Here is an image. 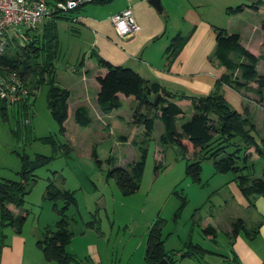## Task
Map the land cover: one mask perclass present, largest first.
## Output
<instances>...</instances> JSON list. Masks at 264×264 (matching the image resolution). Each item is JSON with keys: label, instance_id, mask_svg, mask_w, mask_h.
I'll use <instances>...</instances> for the list:
<instances>
[{"label": "rangeland", "instance_id": "rangeland-1", "mask_svg": "<svg viewBox=\"0 0 264 264\" xmlns=\"http://www.w3.org/2000/svg\"><path fill=\"white\" fill-rule=\"evenodd\" d=\"M247 1L243 3L248 6L258 5L257 0ZM261 1L263 4H260L262 7L259 10H250L257 13L256 18L243 15V11L234 13L235 16L242 15L235 17L233 29L243 21H250L251 24L258 23L263 30L264 0ZM229 8L225 9V13L231 14ZM198 13L205 15L202 9ZM50 23L57 26L59 43L51 59L55 67L54 80L59 87L71 85L64 134L59 133V127L48 108L47 73L41 83H37L39 74L35 71L26 76L27 89L34 93L35 99L31 108L26 111L18 110V107L9 108L5 121L0 118V179L19 180L21 161L18 155H27L31 163L36 162V155L48 158L33 170L35 181L28 182L24 205L19 208V215L15 216L27 212L23 231L27 232L37 220L41 225L48 223L46 229L49 231L57 229L56 223L60 216L53 205L59 210L64 203L62 200L52 202L45 198L46 188L52 183L57 189L68 190L74 195L75 205L70 206L64 216L68 222V232L71 233L70 240H100L99 247L106 246L104 251L107 248V255L114 261L113 264H145L147 230L156 221L162 225L163 247L171 255L172 264H206L202 257H199V261L196 258L181 259L180 254L187 250L185 247L189 240L199 244L207 237L204 233L207 226L217 232L211 238L215 240L212 244L221 249L229 247L227 237L230 240L231 225L238 220H242L245 232L254 235L258 230V217L239 192L234 173L216 172L215 159L219 161L223 155L211 158L206 156V151L185 155L176 143L163 145L160 141L163 127L158 118L154 120L151 134L146 136L144 127L137 122L135 112L152 116L156 111L144 107L137 110L138 102L133 98L119 95L120 108L108 115L99 111L96 96L91 92L89 96L92 100L89 103L83 102L78 71L81 69L83 51L86 52L87 48L84 49L85 44L75 32L83 31L70 20L53 19ZM41 27L27 31L19 25L8 32L6 53L13 55L19 52L16 57L19 61L18 72L24 70L23 61L28 57L25 54L29 53L28 49L21 48L31 43L35 36L42 35ZM37 43L40 44L39 40ZM44 55L47 54H42L36 60L29 54L30 66H43ZM85 60L97 64L96 58L92 59L89 55L85 56ZM78 103L88 104L89 107L94 105V109L90 107L91 123L88 126L81 127L74 123L73 113ZM259 104L264 110V102ZM256 106L252 105L254 108ZM183 107L184 118L176 120L177 129L194 112L192 107ZM244 109L248 108L245 106ZM259 110L258 107L257 112ZM257 116L261 118L260 127L255 128L251 134L261 144L264 139V112L260 111ZM249 118L256 125L250 112ZM48 136L54 139V146L36 140ZM92 150L96 151L97 159L92 156ZM142 150L146 154L139 190L133 195L123 196L115 182L108 177V172L118 167L126 168L138 161ZM253 158L256 156L253 155ZM195 161H199L201 166L198 182L185 174L186 164ZM253 161L251 178H262L264 159L257 157ZM158 164L160 168L156 172ZM182 198H185L186 205L179 210ZM245 232L241 230L240 234ZM3 235L4 228H0L1 240Z\"/></svg>", "mask_w": 264, "mask_h": 264}, {"label": "trees", "instance_id": "trees-1", "mask_svg": "<svg viewBox=\"0 0 264 264\" xmlns=\"http://www.w3.org/2000/svg\"><path fill=\"white\" fill-rule=\"evenodd\" d=\"M260 6L258 2V5L254 4L248 7L252 10H259ZM243 10V5L228 9L230 13H241ZM53 19L67 18L64 14H55ZM262 28L264 30V25ZM41 29V36H35L31 43L21 48L29 51L28 54H25L28 57L23 61V71L18 72L17 69L19 62L16 59L19 53L17 51L13 55H8L5 50L0 57V67L7 72L17 71L20 76L25 78L35 71L39 74L37 83L44 81L45 73L49 75L48 108L52 119L59 127V133L64 134L65 122L68 119L69 111V92L57 87V83L54 80L55 67L51 59L56 54L59 45L56 25L55 23L47 22L42 24ZM215 35L216 44L212 59L226 69V74L220 78V82L229 85L238 92L246 91L250 83H255L256 89L254 91L258 99L257 103L264 102V76L259 75L256 69L257 63L261 58L241 46L238 34H229L224 29L216 28ZM38 40L40 44L37 43ZM183 41L184 38L180 35H176L172 39L167 47V51L170 53L169 58L174 59L179 55L183 47ZM29 54L33 55L36 60L42 54H47L48 57L47 55L42 57L43 66L37 64L33 68L29 64ZM231 54L236 55V60L231 58ZM96 62L101 68L105 69L103 75L96 77L99 85L96 102L101 113L108 115L113 110L118 109L120 107L119 95L135 99L138 102L137 110L140 107H144L145 109L156 111L152 116L142 115L140 111L139 113L135 112L137 122L144 127L146 136L151 134L154 120L158 118L164 128V133L160 138L163 145L176 143L185 155L197 151H206V156L211 158L223 155L219 161L215 159L216 172L221 174L233 172L237 187L249 205H253V199L256 197H264V170L262 178H251L254 165L252 156L255 155L264 159V139H262L261 144H258L251 134L255 130V125L249 118L248 109H244L243 114L236 112L219 93L190 97L194 112L187 121L180 125V129H177L176 120L184 118V113L172 101L174 96L167 93L157 83H149L144 80L130 68L113 66L99 57L96 58ZM152 97L157 98L156 105L154 104L155 99L152 103L149 102ZM34 100V93L31 92L29 97L18 106V110H28L33 106ZM8 110L9 108L5 103L0 104V118L3 122L7 117ZM73 120L78 126H88L91 123L88 108L84 105L77 106L73 113ZM27 125L28 123L25 124V126ZM36 140L51 146L55 144L51 136L37 138ZM227 148L232 150L226 151ZM141 154V158L128 167H118L108 172V177L115 182L123 196L133 195L139 190L145 166V150H142ZM18 156L21 161V170L18 173L19 180L0 179V228L11 226L16 233L20 234L27 218V212L22 216L20 215L21 217L15 218L8 206L20 208L24 205V199L27 194L26 186L29 181H35V176L32 174L33 170L44 164L48 158L36 155V162L31 163L27 155ZM92 156L97 159L95 150H92ZM159 164L155 167L156 172L159 171ZM200 172L199 161L186 164L185 174L192 180L198 182L200 180ZM45 198L52 202L62 200L64 205L59 210L56 205H53V209L60 216L59 221L56 223L57 229L55 232H49V235L46 234L38 241L37 247L46 261H54L57 264H78L73 257L65 252V246L68 245L71 239V233L68 232V222L64 216L69 207L75 205L74 195L68 190L57 189L50 183L46 188ZM180 203L179 210L185 207V198H182ZM161 230L162 225L159 221H156L147 230L145 264H158L163 259H166L168 264L173 263L169 252L164 250ZM241 230L245 232L242 220H238L236 224L231 225L232 234L230 239H235ZM204 233L207 237L214 238L216 236V231L211 226H207L204 229ZM245 235L250 237L247 232H245ZM185 248L187 250L180 254L181 259L195 258L205 253L201 246L193 244L190 240ZM231 263L239 264L234 256ZM262 264H264V261Z\"/></svg>", "mask_w": 264, "mask_h": 264}, {"label": "crops", "instance_id": "crops-1", "mask_svg": "<svg viewBox=\"0 0 264 264\" xmlns=\"http://www.w3.org/2000/svg\"><path fill=\"white\" fill-rule=\"evenodd\" d=\"M56 1L59 0H47L49 4H54ZM245 1L248 2L247 0H159L162 11L158 12L149 0H99L65 14L67 18L65 20H70L83 31L75 32L85 44L84 49L87 48L86 52L83 51L81 69L78 71V82L82 89L81 100L89 103L92 100L89 96L90 92L93 96L97 95L99 85L96 77L105 73V69L98 64L85 60V56L89 55L92 59L99 57L113 66L130 67L144 80L157 83L174 96L172 101L182 110L183 106L192 107L190 97L219 93L231 108L240 114H243L246 106L256 121L257 129L260 127L261 119L257 113L264 110L263 106L257 103L258 99L254 91L256 84L250 83L246 91L238 92L229 85L221 83L220 78L226 74V69L212 59L216 44L215 29L221 28L229 34H238L241 46L261 58L256 69L259 75L264 76V30L259 28L258 23L251 24L250 21H243L235 27L236 29L232 27L235 17L242 14L258 17L257 13L251 12V8L243 3ZM260 1L257 0L263 4ZM239 5L244 6L242 14L235 16L234 13H225L226 8H235ZM127 7L133 11L137 30L130 36L120 38L111 25L110 18ZM200 9L204 10V16L198 13ZM176 35L184 38L183 47L179 55L171 59L167 47ZM231 58L236 60V55L231 54ZM70 87V84H65V87L61 88L69 92ZM118 97L120 100V96ZM253 104L257 106L254 108ZM84 106L88 108L89 113L90 107L94 109V105ZM258 107L259 112H257ZM256 159L257 157L253 158ZM252 204L250 206L256 212L259 222L258 230L254 235L247 237L239 233L235 239L230 240L228 236L229 247L224 249L218 248L216 244L213 245L215 240H212V237H205L201 243H196L205 253L195 258L199 261V257H202L206 264H232L234 256L239 264H262L264 197H256ZM8 209L13 216L20 213L19 208L14 206H8ZM42 224L37 220L27 232L22 228L20 234L11 226L4 228L3 238L0 239V264H57L54 261H46L37 247V242L46 234L56 231L46 229L48 223ZM99 241L70 240L65 246V252L78 264H113L114 261L107 255V248L104 251L106 246L99 247Z\"/></svg>", "mask_w": 264, "mask_h": 264}, {"label": "built area", "instance_id": "built-area-1", "mask_svg": "<svg viewBox=\"0 0 264 264\" xmlns=\"http://www.w3.org/2000/svg\"><path fill=\"white\" fill-rule=\"evenodd\" d=\"M98 0H59L49 4L47 0H0V57L7 47L8 32L22 25L27 30L36 29L55 14H69L86 4ZM116 34L120 38L132 35L137 24L130 7L110 18ZM31 91L27 89L26 78L17 71H4L0 67V104L8 108L18 107L27 99ZM28 121L26 120L25 124Z\"/></svg>", "mask_w": 264, "mask_h": 264}, {"label": "water", "instance_id": "water-1", "mask_svg": "<svg viewBox=\"0 0 264 264\" xmlns=\"http://www.w3.org/2000/svg\"><path fill=\"white\" fill-rule=\"evenodd\" d=\"M149 3L151 4V5H153V7L158 11V12H161L162 11V8H161V6H160V2H159V0H149ZM57 87H59V86H57ZM155 99V102H154V104L156 105L157 104V98H154V97H152L151 99H150V103H152V101ZM158 264H168V262H167V260L166 259H163V260H161Z\"/></svg>", "mask_w": 264, "mask_h": 264}]
</instances>
